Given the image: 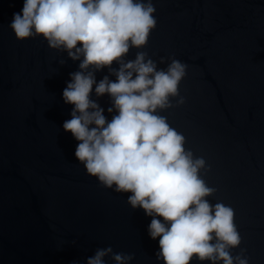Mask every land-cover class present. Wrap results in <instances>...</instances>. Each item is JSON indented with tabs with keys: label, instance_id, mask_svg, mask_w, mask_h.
<instances>
[{
	"label": "water",
	"instance_id": "1",
	"mask_svg": "<svg viewBox=\"0 0 264 264\" xmlns=\"http://www.w3.org/2000/svg\"><path fill=\"white\" fill-rule=\"evenodd\" d=\"M152 2L157 25L126 59L146 51L159 68L170 58L188 65L185 102L159 114L209 166L202 177L217 190L209 202L234 209L242 242L233 256L245 249L249 264H264V0ZM22 6L0 0V264H85L109 246L132 254L129 264H163L152 217L76 159L78 141L63 129L73 106L62 93L79 62L42 37L17 40L9 25ZM98 102L110 120V98Z\"/></svg>",
	"mask_w": 264,
	"mask_h": 264
},
{
	"label": "clouds",
	"instance_id": "2",
	"mask_svg": "<svg viewBox=\"0 0 264 264\" xmlns=\"http://www.w3.org/2000/svg\"><path fill=\"white\" fill-rule=\"evenodd\" d=\"M155 12L152 0H23L9 27L17 40L42 37L79 62L62 93L73 106L63 129L78 141L75 157L89 176L116 193H131V208L152 217L148 234L159 238L157 260L249 264L245 249L231 252L242 242L234 209L207 199L217 190L202 177L210 171L205 159L186 149L185 136L159 114L185 102L179 86L188 65L170 58L159 68L146 51L126 59L131 49L146 47ZM104 69L108 74L97 81ZM105 95L110 120L98 102ZM108 256L115 264L134 259L109 246L85 264H105Z\"/></svg>",
	"mask_w": 264,
	"mask_h": 264
}]
</instances>
